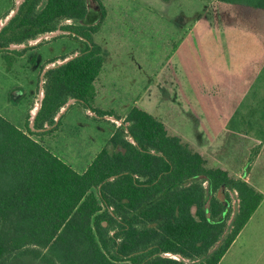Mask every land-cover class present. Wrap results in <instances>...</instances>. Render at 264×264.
Segmentation results:
<instances>
[{
	"label": "trees",
	"instance_id": "trees-1",
	"mask_svg": "<svg viewBox=\"0 0 264 264\" xmlns=\"http://www.w3.org/2000/svg\"><path fill=\"white\" fill-rule=\"evenodd\" d=\"M94 1L24 0L11 18L29 28L17 43L58 29L85 43L45 73L37 129L55 124L71 99L121 119L90 105L109 54L93 40L106 14ZM221 1L264 9V0ZM112 123L109 145L79 172L33 137L49 130L22 129L0 113V264H219L263 194L228 169L208 166L138 105ZM233 192L239 206L232 217Z\"/></svg>",
	"mask_w": 264,
	"mask_h": 264
},
{
	"label": "rangeland",
	"instance_id": "rangeland-1",
	"mask_svg": "<svg viewBox=\"0 0 264 264\" xmlns=\"http://www.w3.org/2000/svg\"><path fill=\"white\" fill-rule=\"evenodd\" d=\"M23 1L0 0V113L19 127L27 130L28 124L39 132L35 116L45 94V73L79 54L85 43L62 29L16 43L29 34V28L18 27L19 21L11 20V12ZM100 1L106 14L93 40L109 54L94 82L97 96L90 105L119 113L135 102L142 108L151 106L158 119L166 120L169 133L180 135L201 152L208 166H221L240 178H248L256 163L254 169L262 167L264 9L221 0ZM95 4L91 0V5ZM71 23L62 20L60 25ZM217 30L225 31L221 37L224 48L212 50L202 41L206 33ZM53 59L57 60L49 63ZM193 80H201V90L227 98L221 110L229 124L224 132L220 126L221 132L215 134L219 140L210 148L204 141L194 146L186 125L189 120L185 114L193 112V104L185 89L196 93L190 85ZM232 95L235 99L229 100ZM68 104L62 108L65 113L60 122L57 115V122L42 130L49 131L33 137L84 172L109 145L112 122L117 120L112 115L99 117L76 99ZM232 196L233 217L239 200L235 192Z\"/></svg>",
	"mask_w": 264,
	"mask_h": 264
},
{
	"label": "crops",
	"instance_id": "crops-1",
	"mask_svg": "<svg viewBox=\"0 0 264 264\" xmlns=\"http://www.w3.org/2000/svg\"><path fill=\"white\" fill-rule=\"evenodd\" d=\"M15 9L11 12V14H14L18 11L19 5L17 6V9L16 10ZM207 25L206 27L209 28L210 26L208 25L209 26L208 27ZM224 36H225L224 30L223 32H220L219 30L210 31L208 32V34L206 33V35L203 37L202 44L206 47H210L212 50L214 49L220 50L221 47L224 48V44L221 43V37ZM200 83L201 80L198 81L193 80L192 83L190 84L196 93H190L187 89H185L186 93L188 94L187 100L192 101L193 104V109H192L193 112L188 113L187 115L185 114L186 118H188L189 120L187 121L186 125L187 127H189L188 130L191 133V137H192L190 140L194 146H197V144L204 141V144H207L205 146H208L210 148L211 146L214 145L215 142L219 140L218 137L215 136V134L221 132L220 126L223 127L222 131L224 132L225 127L227 126V124H229V121L226 122V120L223 119L224 110H221L223 106L222 103L225 102L227 98L225 94H220L218 92L209 93L205 89L201 90L199 88ZM185 85H187V83H185L184 86ZM235 97L236 95L235 96L232 95L230 96L229 100H233L235 99ZM136 105L137 103L135 102L133 106ZM132 107L131 106L128 107V109L123 113H119L115 111V109H103V110L112 111L116 116H119L121 118L120 120L123 121ZM150 107H143V108H145L147 111L151 112L153 115L157 117L154 108L151 109ZM220 111L223 112L222 116L220 115ZM63 113H65V111L62 112V109L58 113V116H60L59 122L61 120V116ZM115 123L117 125L120 124L119 121ZM20 128L24 129V127H20ZM115 128L116 125H114L112 128L111 136L114 133ZM44 129H37V131L38 130L42 131ZM179 132L180 131L178 130L177 133ZM208 139H210L209 142H207ZM256 164L254 166H256ZM263 165L264 163L262 164V167L257 169L256 168L254 169L253 166L252 172L248 176V178L242 177V179L248 181L251 185H253L257 190H259L263 194V199L261 201V204L258 206L256 211L253 213V215L247 222V224L244 226V228L241 230L235 241L232 243L226 254L220 260L219 264H259V263L264 264V167Z\"/></svg>",
	"mask_w": 264,
	"mask_h": 264
},
{
	"label": "water",
	"instance_id": "water-1",
	"mask_svg": "<svg viewBox=\"0 0 264 264\" xmlns=\"http://www.w3.org/2000/svg\"><path fill=\"white\" fill-rule=\"evenodd\" d=\"M13 16H14V14H13ZM73 58V57H72ZM71 59V58H70ZM70 59H67V60H65L64 62H67L68 60H70ZM64 62H62V63H64ZM62 63H60V64H62ZM41 105H42V103L40 104V108H41ZM69 105V104H68ZM39 108V109H40ZM64 109V108H63ZM62 109V111H64ZM38 113V112H37ZM37 113H36V115H37ZM36 117V116H35ZM115 119L117 120V121H119L120 122V124L122 123V120H118L116 117H115ZM167 254H170V253H167ZM166 255V254H165ZM167 256H174L173 254L172 255H167ZM176 257V256H175Z\"/></svg>",
	"mask_w": 264,
	"mask_h": 264
}]
</instances>
